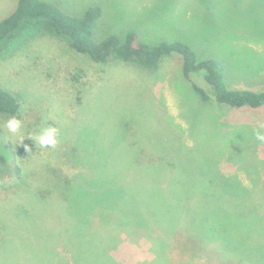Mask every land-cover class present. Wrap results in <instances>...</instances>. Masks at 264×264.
I'll use <instances>...</instances> for the list:
<instances>
[{"label": "rangeland", "instance_id": "374dc122", "mask_svg": "<svg viewBox=\"0 0 264 264\" xmlns=\"http://www.w3.org/2000/svg\"><path fill=\"white\" fill-rule=\"evenodd\" d=\"M47 1L76 16L91 6L100 7L96 41L128 31L148 44L180 41L199 59L220 60L230 87L264 90L263 0ZM16 4L17 0H0V20ZM14 44L10 54L0 56V87L20 100L18 114H0V264H87V258L97 259L88 248L82 250L84 261L76 257L74 252L81 246L74 247L72 233L69 237L64 234L72 231L66 202L72 194L68 183L81 176L90 178L89 185L80 187V195L92 189L91 196L112 202L115 177L109 162L120 152L145 151L149 157L169 158L170 152L187 149L205 161L217 151L230 156L235 150L245 156L243 160L221 157L219 169L245 185L258 179L253 187L257 196L252 197L256 200L239 207L259 206L264 216V140L256 135L264 134V108L234 109L200 102L182 75L177 55L150 71L121 62L95 63L49 34ZM192 79L210 90L201 75ZM13 116L23 121L25 140L20 145L2 126ZM48 127L58 129L55 147L42 148L28 138ZM24 145L29 146L28 151ZM133 158L123 156L114 163L124 160L122 164H127ZM256 160L263 164L253 174L250 167ZM51 182L53 193L47 185ZM121 184H130L129 179ZM243 193L249 196L251 191ZM51 194L59 198V206H47ZM96 221L91 231L104 235L103 226ZM41 235L48 251L35 257L34 247L43 241ZM249 236L238 247L241 254L252 258L258 241ZM165 237L166 248L155 254L147 239L119 231V242L100 264H261L259 260L228 258L218 245L201 242L190 231L177 229ZM95 247L100 248L94 245L95 251Z\"/></svg>", "mask_w": 264, "mask_h": 264}, {"label": "trees", "instance_id": "16d2710c", "mask_svg": "<svg viewBox=\"0 0 264 264\" xmlns=\"http://www.w3.org/2000/svg\"><path fill=\"white\" fill-rule=\"evenodd\" d=\"M100 17L101 8L96 6L76 16L47 0H17L15 9L0 20V56L10 54L13 49L10 48L17 45L14 44L16 40L22 45L43 34L65 40L77 53L102 65L121 62L156 71L167 57L177 55L181 60L182 75L190 82L200 102L205 104L211 101L215 105H226L234 109L264 108V90L230 87L220 60L199 59L194 50L183 42L160 41L148 44L140 41L134 31H128L123 36L109 35L96 41L94 28ZM193 75H201L210 90L194 81ZM19 109V98L0 87V114L15 115ZM170 153L168 158L165 155L149 157L145 151H127L125 154L120 152L113 158V162L106 161L115 177L112 202L98 195L91 196L92 189L80 195V187L89 185L90 178L81 176L79 181L68 183L72 194L68 195L66 202L72 231L65 230L64 234L69 237L72 233L71 241L76 240L77 243L74 247L81 246V250L74 252V255L84 261L82 250L88 248L87 251H94L97 259L87 258V264L95 261L100 264L108 260L110 250L119 242V231L134 233L138 240L147 239L156 254L166 248L167 234L172 235L175 230L182 229L190 231L201 242L218 245L220 253L228 258L241 257L246 261L259 260L264 264L262 210L259 206L252 209L239 207L240 204L256 200L252 197L257 196L253 187L257 185L258 179H250L249 185H245L236 177L223 175L218 166L221 157L243 160L245 156L235 150L230 156L229 153L226 156L224 151H217L211 159L204 161L187 149ZM212 153L210 151L207 155ZM130 155L134 161L127 164H122L124 160L114 163L116 158L120 160ZM262 164L256 160L250 167L255 171H248L255 174ZM116 176L119 177L118 181ZM94 178L96 180L97 176ZM127 178L130 184L122 185ZM47 185L50 186L48 190H54L51 187L53 182ZM245 190H250L251 194L245 195ZM50 192L53 193L52 190ZM46 200L47 206L51 208L60 204L59 198L53 195ZM42 211L38 215L39 221L42 220ZM96 219L98 226H103L104 235L91 231ZM249 235L258 241L252 258L249 253L241 254V248L238 247V243H245ZM42 237L43 241L34 247L35 257L48 251V244L45 243V237ZM111 238L113 240L110 242ZM96 244L100 247H95L98 251L93 249ZM30 264L37 263L33 261Z\"/></svg>", "mask_w": 264, "mask_h": 264}, {"label": "clouds", "instance_id": "9594fccd", "mask_svg": "<svg viewBox=\"0 0 264 264\" xmlns=\"http://www.w3.org/2000/svg\"><path fill=\"white\" fill-rule=\"evenodd\" d=\"M4 128L8 130V132L17 137L19 141V145L25 140V137L21 134V128L23 127V121L13 116L3 122L2 125ZM257 138L260 140H264V134L260 132L256 133ZM58 129L56 127H48L41 130L38 134L34 136H29L30 140H34L35 143L39 144L40 147H55L58 143ZM25 149L28 151L29 146L24 145Z\"/></svg>", "mask_w": 264, "mask_h": 264}, {"label": "crops", "instance_id": "0c3cea01", "mask_svg": "<svg viewBox=\"0 0 264 264\" xmlns=\"http://www.w3.org/2000/svg\"><path fill=\"white\" fill-rule=\"evenodd\" d=\"M2 19H3V18H2ZM2 19H1V20H2Z\"/></svg>", "mask_w": 264, "mask_h": 264}]
</instances>
